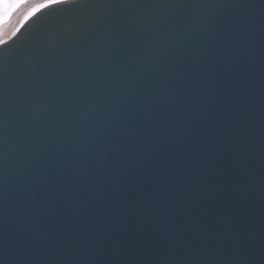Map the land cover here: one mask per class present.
<instances>
[{
  "label": "water",
  "instance_id": "95a60500",
  "mask_svg": "<svg viewBox=\"0 0 264 264\" xmlns=\"http://www.w3.org/2000/svg\"><path fill=\"white\" fill-rule=\"evenodd\" d=\"M122 180L133 197L120 205L128 231L109 232L93 253V229L72 206L106 220ZM136 199L146 204L145 237L133 256ZM178 203L196 227L225 234V254L230 231L250 230L256 264L264 261V0H80L42 10L0 48V264H117L115 247L123 264H189L192 253L178 255L154 224L167 216L183 237ZM40 231L47 240L37 241ZM215 244L202 242L201 264ZM74 245L75 255L63 254Z\"/></svg>",
  "mask_w": 264,
  "mask_h": 264
},
{
  "label": "snow or ice",
  "instance_id": "6c2138e0",
  "mask_svg": "<svg viewBox=\"0 0 264 264\" xmlns=\"http://www.w3.org/2000/svg\"><path fill=\"white\" fill-rule=\"evenodd\" d=\"M80 0H0V48L6 46L18 33L25 27V25L32 20L42 10L58 5H74L78 4ZM26 8L27 11L21 15L20 9ZM19 16L20 18L13 23L14 19ZM237 142H239L237 140ZM137 174L143 178L142 170H138ZM177 175L187 177L189 173L185 170V166L181 165L177 171ZM208 192L212 194L213 199L216 198V193L220 190L219 182L216 179H210L207 184ZM199 185L196 188L191 189L193 200L199 201L201 193L198 190ZM152 195L160 198L161 193L159 190H155ZM101 193L99 191L93 193V200L98 201ZM133 197L130 194L128 185L122 180L119 184V201L120 204L109 203L108 207L111 209V215L106 220L96 219L92 215L90 207L78 208L75 204L72 207L76 208V215L80 217V220L93 229L94 239L88 242L89 248L93 253H101L103 251V245L105 243V236L113 231L118 230L122 234H126L129 228L127 219L122 215V204H127ZM135 204L139 209L137 216L135 217L134 224L136 228L135 238L132 243V255H143V250L136 247L135 240L143 239L145 237L143 222H144V210L146 204L143 199H136ZM173 213L178 218L183 220L187 225L184 231L183 237L181 231L172 226L168 222V217L164 215H154V224L158 230L163 231L170 246L177 250L178 255H183L186 251L192 253V258L189 264H201V244L209 236H214L216 244L214 247L207 249L205 255L209 257V264H256V257L258 250L255 244V237L249 230L248 232H229L228 239V252L225 254V234L223 233H208L205 232L202 227L198 228L195 225L194 220L187 219L184 216L183 204L178 203L173 208ZM204 213L197 207L193 212V217H201ZM225 225H230L232 217L228 214H224L221 217ZM79 223V221L77 222ZM64 231L66 233H73L75 228L69 225L65 226ZM76 239L75 235L72 237ZM87 241V233L82 237ZM37 241H45L48 239V233L40 231L36 236ZM75 245L63 249V254L66 256H73L76 254ZM153 252L160 257L161 253L158 249L154 248ZM260 254H264L262 251ZM113 256L117 258V264H123L120 260V249L115 247L113 249ZM167 264H175L174 258H169ZM264 264V261H261Z\"/></svg>",
  "mask_w": 264,
  "mask_h": 264
},
{
  "label": "rangeland",
  "instance_id": "374dc122",
  "mask_svg": "<svg viewBox=\"0 0 264 264\" xmlns=\"http://www.w3.org/2000/svg\"><path fill=\"white\" fill-rule=\"evenodd\" d=\"M27 11V9L26 8H22V9H20V14L21 15H23L25 12ZM20 17L19 16H17L15 19H14V21H13V23H15L16 22V20H18Z\"/></svg>",
  "mask_w": 264,
  "mask_h": 264
}]
</instances>
